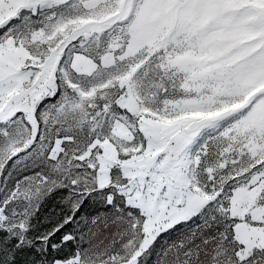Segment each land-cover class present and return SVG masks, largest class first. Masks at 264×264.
<instances>
[{"label": "snow or ice", "instance_id": "6c2138e0", "mask_svg": "<svg viewBox=\"0 0 264 264\" xmlns=\"http://www.w3.org/2000/svg\"><path fill=\"white\" fill-rule=\"evenodd\" d=\"M0 264H264V0H0Z\"/></svg>", "mask_w": 264, "mask_h": 264}]
</instances>
